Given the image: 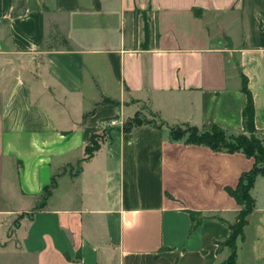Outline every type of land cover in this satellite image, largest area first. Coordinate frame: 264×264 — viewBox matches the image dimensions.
<instances>
[{
	"label": "crops",
	"instance_id": "0c3cea01",
	"mask_svg": "<svg viewBox=\"0 0 264 264\" xmlns=\"http://www.w3.org/2000/svg\"><path fill=\"white\" fill-rule=\"evenodd\" d=\"M243 86L264 131V0H0V264H224L253 157L170 127L243 133ZM142 104L165 124L123 131ZM249 194L234 263L264 264V175Z\"/></svg>",
	"mask_w": 264,
	"mask_h": 264
},
{
	"label": "trees",
	"instance_id": "16d2710c",
	"mask_svg": "<svg viewBox=\"0 0 264 264\" xmlns=\"http://www.w3.org/2000/svg\"><path fill=\"white\" fill-rule=\"evenodd\" d=\"M49 48V46H47ZM243 89L247 95V102L246 105L243 109L242 116H243V126L244 130L251 132L255 130L254 123H253V102H252V97L249 91L246 89L245 86H243ZM149 115L151 116V120H145L143 118L138 117V114L135 113V115L132 116L131 120L126 121L122 125L123 131H129L134 127L141 126V125H149L151 127H156L160 128L162 127L165 122L159 117L157 113L154 112H149ZM184 125V124H183ZM187 125V124H186ZM195 134H192L186 138V141L188 143H193V144H204L212 149H226L228 151H234V150H239L241 149L245 154L252 156L254 159V164L257 162V159L255 155L253 154V151H255L257 154H259L258 161H261L263 163V167L261 169H256L254 172L251 169L249 173H252V177L249 179V183L245 186L244 190L242 193H239V189H237L236 196L238 200L244 204V208L239 213V219L232 225H230L231 229V234L230 237L223 242L225 245H228L232 249V253L230 255V258L227 260L226 263L224 264H235L234 263V240L235 237L242 232V226L246 223V215L248 214L250 208L252 207L254 200L249 194V190L253 185L254 179L256 175H264V147L261 146L260 140L258 138H255L254 136H249L246 138L245 136H241V141L237 142L236 146H232L229 143H226L225 141V131H223L221 128L217 126H213L210 130L208 131H202L200 134H198V128L195 126L189 125V129H193ZM171 134L173 138L178 139L182 137V134H174L173 126L170 127ZM96 134H92L90 137V140L88 144L85 146V158H89L95 150H97L100 146V142L97 140H94ZM244 174V173H243ZM242 174V175H243ZM241 175V179H242ZM241 179L239 182L238 188H240L241 185ZM50 190V185L45 186L43 188V191L45 194H48ZM240 194V195H239ZM192 215V214H191ZM193 219V226L196 225L199 220L195 219L194 215L192 217Z\"/></svg>",
	"mask_w": 264,
	"mask_h": 264
},
{
	"label": "rangeland",
	"instance_id": "374dc122",
	"mask_svg": "<svg viewBox=\"0 0 264 264\" xmlns=\"http://www.w3.org/2000/svg\"><path fill=\"white\" fill-rule=\"evenodd\" d=\"M48 20L50 22V18H48ZM49 22H47L48 24H47L46 45H50V46L58 48V49H60V48L63 49L65 47H67V43H66L64 37L59 32L55 31L53 28V24L51 26L49 24ZM141 106H142L141 111H137L138 117L143 118L145 120H148V119L151 120L152 118L149 115V112L147 111V107L143 104ZM131 119H132V117L124 119L122 124H121V128H122V125L126 121L131 120ZM107 124H108V128L103 129L99 133H97L95 135L94 140H97L100 143L107 140V137L109 135L110 126L115 124V119L114 118H108ZM173 130H174V134H182V136H184L185 138H187L188 136H190L192 134H195L194 128L189 129V124H187V125L186 124L174 125ZM201 132L202 131H200L198 129L197 133L200 134ZM251 135L254 136L255 138H258L260 140L261 146L264 147V131H257L256 129L251 131V132L244 130L243 133H240L238 135H231V134L229 135L225 132V141H226V143H229L232 146H236L237 142L241 141V138H240L241 136H245L246 138H248ZM253 154L255 155V157L257 159V162L255 164L253 163V166L251 168L252 170L254 169L253 170V172H254L256 169H258V170L261 169L263 167V163L261 161H258L259 154H257L255 151H253ZM249 171L245 172L242 175L239 193H242L245 186L249 183L248 182L249 179L252 177V173H249ZM21 217H23V214L22 215H15L10 221L5 222V226L0 231V246H2L3 244H6V242H5L6 236H7V238L10 237L11 231H13V229L18 226Z\"/></svg>",
	"mask_w": 264,
	"mask_h": 264
}]
</instances>
